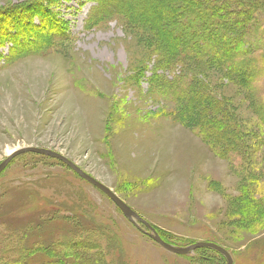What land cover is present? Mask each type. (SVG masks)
<instances>
[{
    "label": "rangeland",
    "instance_id": "374dc122",
    "mask_svg": "<svg viewBox=\"0 0 264 264\" xmlns=\"http://www.w3.org/2000/svg\"><path fill=\"white\" fill-rule=\"evenodd\" d=\"M201 1L219 9L211 23L245 53L233 64L165 62L151 33L123 16L87 27L91 0H0V14L34 5L35 24L42 15L59 29L38 52L11 57L10 42L0 46V161L15 147L54 150L166 242H213L232 264H264V0ZM233 8L247 17L246 43L236 39L243 21L226 28ZM20 225L12 237L31 243L87 239L103 264H226L211 248L165 250L63 162L33 152L0 172V234Z\"/></svg>",
    "mask_w": 264,
    "mask_h": 264
},
{
    "label": "trees",
    "instance_id": "16d2710c",
    "mask_svg": "<svg viewBox=\"0 0 264 264\" xmlns=\"http://www.w3.org/2000/svg\"><path fill=\"white\" fill-rule=\"evenodd\" d=\"M91 1L93 5L85 22L87 27L115 16L126 17L132 23L138 24L151 33L152 40L161 51L162 59L170 64L177 62L193 63L200 60L218 65L233 64L236 56L245 54L241 53L242 50L239 51V48L225 42L228 36L227 32H220L219 29H216L215 24L211 23L212 19H216L219 9L206 5L201 0H156L157 4H149V9L145 10V7H139L138 11L131 8L130 2L132 0ZM229 4L228 6H233ZM228 6L226 7L229 8ZM251 7L253 8V6ZM36 8L37 6L28 4L23 8L18 6L11 12L4 11L0 14V46L9 41L11 57L25 55L28 52H38L47 45L48 38L54 39L58 35V24L55 21L50 20V23L41 21L42 15H40L41 17H37L39 23H34L31 11L37 12ZM233 9L231 11L232 19H228L226 28L231 31L235 24L243 21L239 29V32L242 30V34L240 33L242 36L236 39L240 42L245 38L243 42L246 43L250 34L249 29L244 30L245 28H243L246 25L247 17H241V10ZM253 9L254 15L256 9ZM153 17L154 19L150 21L149 18ZM47 23L53 24V29L46 30ZM222 41L224 44L221 46ZM202 43L204 44L202 45ZM236 67H232L234 71ZM242 69H244L243 65L238 67L239 78L243 83H247L250 74H243ZM238 75L234 74L233 76L237 79ZM219 131L216 132L215 137L220 139L222 143L228 144L230 142L229 137H232L230 133L224 131L221 135ZM39 223L41 222L36 223V226ZM24 228L27 227L20 225L11 232H5L10 233V236H5L1 232L0 264H103L97 255L99 253L95 254L92 251L98 247L87 239L67 240L64 238L56 243L44 244L40 242L31 243L24 236L23 238L12 237V234L15 233H19L20 236L25 230ZM72 233L75 234L77 231L74 230ZM60 251H65L66 256L59 257L58 252ZM215 252L224 258L221 253Z\"/></svg>",
    "mask_w": 264,
    "mask_h": 264
},
{
    "label": "water",
    "instance_id": "95a60500",
    "mask_svg": "<svg viewBox=\"0 0 264 264\" xmlns=\"http://www.w3.org/2000/svg\"><path fill=\"white\" fill-rule=\"evenodd\" d=\"M27 152H33L36 154L45 155L63 162L70 169H72L78 176H80L82 179L89 182L99 191L104 193L117 206V208L123 213V215L129 221H131V223H133L142 233L148 235L152 240L158 243L165 250L171 253L186 254L196 248H201V247L211 248L221 253L224 256L226 260V264H232V257L230 253L227 251V249L216 243L199 241L185 247H177L166 242L159 236L157 231L147 221H145L130 206H128L112 189H110L108 186H106L105 184H103L102 182H100L90 174L86 173L73 161H71L61 153H58L54 150L43 147H37V146H26V147L17 148L13 150L11 153H9L2 161H0V172L8 165V163L13 158ZM140 223L143 224L147 228V230L143 229Z\"/></svg>",
    "mask_w": 264,
    "mask_h": 264
},
{
    "label": "bare ground",
    "instance_id": "6f19581e",
    "mask_svg": "<svg viewBox=\"0 0 264 264\" xmlns=\"http://www.w3.org/2000/svg\"><path fill=\"white\" fill-rule=\"evenodd\" d=\"M17 148H20V147H15V148L11 149L10 151L7 152V154L11 153L13 150H15Z\"/></svg>",
    "mask_w": 264,
    "mask_h": 264
}]
</instances>
